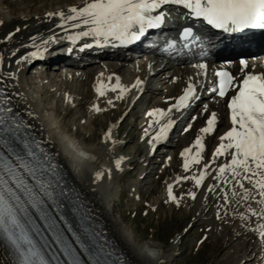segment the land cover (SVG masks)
Returning a JSON list of instances; mask_svg holds the SVG:
<instances>
[{
  "label": "snow or ice",
  "instance_id": "1",
  "mask_svg": "<svg viewBox=\"0 0 264 264\" xmlns=\"http://www.w3.org/2000/svg\"><path fill=\"white\" fill-rule=\"evenodd\" d=\"M167 6H181L187 10L186 15L224 32L264 29V0H85L81 7H70L67 14L61 11L47 15L58 18L61 21L58 27L66 32L80 30L69 35V40L92 37L97 42L118 41L126 45L140 40L147 30L162 26L166 22ZM2 23L0 21V25ZM12 35L14 33L7 39ZM180 38L185 41L195 39L193 29L184 28ZM31 39V46L36 50L17 59V65L29 58H43L46 46L55 42L56 36L41 43H36V37ZM2 64L3 57L0 56ZM241 65L242 70L248 68L244 61ZM192 67L207 77L206 63ZM214 75L218 82L210 92L221 99L229 91L234 92L227 104L230 130L220 136L221 142L212 153L211 162L203 165L198 175L177 177V183L181 179H192L200 188L211 175L217 183L207 185V190L222 193V207L233 202L240 207L246 206L247 215L241 213L240 219L246 222L250 218L256 219L257 223L249 227V231L257 233L264 245V75L245 73L239 82L227 71H217ZM7 78L15 80L17 77L8 73ZM108 79L111 81L112 77ZM3 83L0 72V85ZM133 87L142 88V82L137 80ZM6 88V85L0 87V264H124L119 257L114 258V252L109 249L111 242L103 232L91 225L88 216L81 215L63 182L55 156L45 147L48 141L32 133V125L12 102L15 94L8 93ZM95 91L99 97H104L108 91L118 92L116 99L122 100L129 89L116 77L114 85L101 81ZM195 99H198L197 88L188 83L183 94L166 111L159 108L149 111L146 115L152 120L145 135H149V129L154 125L158 126L149 143L166 140L174 125L170 118L173 110L186 108ZM108 104L112 105L113 101L109 100ZM203 110L207 111V105ZM92 111L99 113L101 108L93 105ZM26 115L33 118L31 112ZM216 125L217 113L211 112L192 146L181 152L185 172L201 164L204 137L213 133ZM111 136L109 130L106 140ZM120 163L116 162L118 169ZM102 176L97 172L96 179L100 180ZM189 195L196 199L195 193ZM167 196L168 202L179 206L172 185L167 187ZM253 203L258 208H253ZM217 219H222L219 211Z\"/></svg>",
  "mask_w": 264,
  "mask_h": 264
},
{
  "label": "bare ground",
  "instance_id": "2",
  "mask_svg": "<svg viewBox=\"0 0 264 264\" xmlns=\"http://www.w3.org/2000/svg\"><path fill=\"white\" fill-rule=\"evenodd\" d=\"M84 2L85 0H43L41 3L38 0H12V1L0 0V21H3L2 25H0V56L3 57V64L0 65V72L3 73V79H4V83L2 84V86L4 87L6 85L7 86L6 91L10 94L12 93L15 94L12 97V102L15 108L20 112L21 116L32 125V131L35 133V135L40 139H44L48 141V144H46V146L52 151V153L60 161V163L63 164L68 175L74 180V182L80 188V190L87 198V200L90 202L92 207L100 215L102 220L109 228L111 234L120 244L126 255L131 260V262L133 264H145V262L143 261L144 257L142 255L143 252L141 253V251H139L141 248L139 247L140 248L139 249L138 247H136L134 244L131 243L130 235L128 231L123 228L122 223L119 222L117 219H115L116 217L114 218L112 213L110 212L112 204L115 205V203H112V199L109 198L110 199L109 200L107 197H105L106 192L103 193L102 192L103 188L102 189L100 188L102 184L105 186V189L108 188L107 187L108 182L115 179L118 176L120 169L122 168L121 163H120V168L118 169L116 167V162L118 160L116 159L117 161H115V163L110 164L106 159L103 158L101 154V148L86 149L87 147L86 148L80 147V145H77V143L74 142L73 140L69 141L70 138L65 134L68 131L62 132L63 130H61L62 122H59L52 116L54 108L49 106L45 107L44 104L42 105L41 96H43L44 93H46V91H51L52 96H55V95H59L58 90H64V95H60L61 98H59V103L60 104L62 103V105L66 104L68 106V107L66 106L67 107L66 112L64 113L66 117H69L72 114L73 110H75V106L73 105V102H75V100L74 99L72 100V97H69L66 94H70L74 92L72 83L75 80L76 75L74 74V72L76 71V69L73 66H67L65 70L61 72H51V71L47 72L45 70H40L39 72L36 73V75L34 76V78H32V80H29L23 77V75L25 74L24 71L27 68V66H29V64H32V62H34L35 60L29 58L27 62H23L20 65H17L16 62H14V64L13 65L11 64V66L5 63L6 58L10 56L12 57L15 56V59H19L27 55L29 52L35 51L36 49L31 46L33 44V41L31 39L32 37L37 38L36 43H41L42 40L47 39L48 36L50 37L51 34L52 36L53 35L56 36L55 41H58L61 38L68 39L67 37L69 35H75L76 32L80 31L79 29L66 32L64 31V29L58 27V24L61 23V21L58 18L48 17L47 14L50 12L57 13L61 11L67 14L68 9L70 7L73 6L81 7L83 6ZM165 12L167 13V18L165 23H168L170 18L173 19V21H175L177 10H175L174 6H167L165 8ZM166 27L169 26L167 25ZM17 28L20 29L19 32L15 31ZM12 33H14V35H12L11 39H7L9 34ZM158 36L159 35L155 36V38L152 39L151 42L155 45L161 46L164 43L162 39L158 38ZM257 39H260L261 42L264 44V36L262 38L258 37ZM137 42L139 44L138 46H143V40H138ZM54 43L55 42L50 43L49 49L47 48L49 45L46 46L47 50L45 52L44 57L38 60H48V58H51L52 60L51 52H53L52 48ZM212 43L213 42H211V44ZM100 45L107 47L109 49H117L119 46H123L118 41L107 42V43L104 41L97 42V40L93 39L92 37H85V38H81L80 41L77 43L69 44V46L67 47V50H69L68 51L69 54L66 51H62V53L63 55L72 56L73 58L69 59L68 60L69 62H71L73 65H77L81 67L85 66L86 67L85 70H87L90 73L94 70V66L91 65L86 66V65L92 58L98 57L94 53H97L96 47ZM13 52H15L16 54L13 55ZM145 60L146 58L143 59L144 63L142 66L144 67V69L146 68L148 69L150 67L149 72L145 74V76L147 77V81H150V83L146 84L144 81H142V88H136L133 87L136 83L135 81H133L134 82L133 86L131 87L130 86L125 87L126 85L123 86L127 89H129V87L131 88L125 94L124 98L122 100L117 99L118 105L122 106L124 110H127L126 117L130 112H131L130 114H133L135 109L138 108L139 106L148 105L150 103L155 102V100H157V102H155L152 105V107L147 106L146 111L143 112V115L139 116L141 118H145V120L142 121L144 123L140 124L142 126V129L144 127H146L147 129L150 120H152V118L148 117L146 114L149 111H152L157 108L166 111L171 105L175 104L176 100L183 94V91L187 87L188 83H193L196 86L198 99L190 101L189 106L186 108L180 109L179 111L173 110L170 118L174 121V125L173 128L169 131L167 139L164 140L163 142H159V143L153 142L150 144L149 140L151 138V135H154L155 132L158 131V126L154 125L152 129H149V135H145L146 138L145 141H143L145 142L144 144L146 146H144L142 143L137 149H135L134 156L136 154L143 155V153L144 154L146 153L142 162L145 161V163H147L148 166L149 164L159 161L158 160V158L160 157L159 152L164 153V151L156 152V148L158 149V146L164 144L165 146L163 147H171L172 144L170 143V141L177 140L178 143L176 144V146H178V152L176 153L173 152L174 154L172 156V159H170L169 164L174 159V157H176L174 164L178 163L179 165L178 166V172L180 173L179 176L181 178L185 177L184 176L185 171L183 170V158L181 157V152L185 148L192 146L196 137L200 135L199 132L200 128L206 126V118L210 115L211 112H216L217 113L216 128L213 133L204 137L205 151L202 154V156L204 157L206 151L210 150L211 151L210 160L207 163V162H203V158H202V162L200 165H194L190 172H186V174H188L187 175L188 177L192 176L193 174L198 175L199 172L202 170L203 165L209 164L211 162L212 153L221 142L219 139L220 136L224 135L228 130H230L231 127L230 110L227 107L228 97L221 99L218 95L209 91L215 85L214 83H211V78L213 76L214 70L210 71L209 69H207V77H205L201 73V70L192 67L193 64L187 66H178L173 70V66L168 61L164 63H159L158 65L155 64L151 67L149 62ZM244 62L247 63V61ZM131 63L132 62L120 63L121 65H116L117 63L114 62L112 65L109 62L106 63L107 64L106 67L104 66L105 63L102 62L101 64H99L100 67L98 66L95 67L99 69L106 68V70L111 69L114 73L121 74L122 68L125 67L133 68ZM257 64L259 68L263 67L264 59L259 61ZM251 68L252 67H248V69ZM106 70L102 71L103 74L99 76L101 81H103L105 84L111 83L114 85L116 77L114 78L112 77V80L109 81L108 78L110 76L104 73ZM8 73H14L17 78L15 80L8 79L7 78ZM53 73L55 74L54 76L52 75ZM197 77L200 78L198 79ZM46 80H52L53 83L49 84L48 81ZM87 81L88 83L84 84ZM54 83H56L57 86ZM163 83L168 84L167 88L169 91V93H167V96L164 98L158 97L160 93L159 91L160 89L158 87ZM98 84L99 83L94 84L92 78L90 80H84L79 89L78 96L89 97L91 94L96 92L95 89L98 86ZM33 85H35L34 86L35 89L37 88L39 89L37 92L34 90V87H32ZM53 86L56 87V89L58 90H53ZM92 86L94 89L92 88ZM202 91H207L208 93H204ZM109 92L111 91H108L104 96L106 97V99L109 98L108 97ZM199 93L201 94L199 95ZM100 99L101 97L97 96V98L89 107V110H92L93 105H98L101 108V112L99 113L94 112L95 113L94 115H101V114L103 115L105 114L106 111H109L110 109V114H111L110 118L114 122V120L117 119V117L120 115L122 107H118V106L110 107L111 106L110 105V106H106L105 108L104 106H102L103 104H101L102 101ZM109 100L111 99L106 100V104H108ZM205 102L207 103V111L206 112L204 110L199 111L200 116L202 115V117L197 118L198 119L197 122L189 129V131L186 132L184 125L188 123L187 120H189L194 114H196V112L201 109L200 107L203 104H205ZM28 112H31L33 114V118H29L26 115ZM222 124L224 125V129H221V131H219L220 126ZM100 126L105 128V126L107 125L106 123L103 122ZM92 129L90 131H92ZM177 133H179V135ZM182 133H185V135L184 134L182 135ZM77 134L80 133L77 132ZM92 138H93V134L85 137V140H92ZM189 138L191 139L189 140ZM162 150H166V148H162ZM193 151H195V149ZM62 152L66 153L67 156L72 157V159H74L77 164H75L73 160L71 161L69 159L71 166L70 165L68 166L67 164L68 158L70 157L68 158H66V156L64 157L63 156L64 153L62 154ZM133 158L134 157H132V159ZM220 159L223 160V158ZM80 163L81 165L83 164L82 167H80L81 166ZM86 163L87 164L89 163L88 165H90V167L92 168V170L90 169L91 172H86V171L84 172V170L81 169L84 167ZM140 163L141 162H138L135 168L139 166ZM174 164L169 166V170L176 169V165ZM213 167L215 166L213 165ZM87 171H89V168ZM97 172L103 174L100 180L96 179ZM147 179L148 176L146 174L145 176H143L142 180L145 181ZM214 183L217 182L211 178V175L205 179L204 185H202L200 188H197L193 181L192 188L190 189L191 190L190 193H195L198 201L203 199L202 200L204 201L203 206L205 208L204 207L202 208L201 210L202 213L205 212L206 208H207V212H211L212 209L213 210L217 209L221 213L222 219H219L217 222L221 224L220 225L221 227L223 225L224 230L219 238L224 239V237H228V239L225 241L224 245L220 248L221 249L220 252L223 254L227 249H230L233 246H235L233 247L234 250L237 251L238 247H236V245L239 244V246H241L240 247L241 251L238 250L240 251V253L237 254L236 251L233 254L231 253L230 256L228 258L226 257L227 259L222 260L220 264H234L237 262L238 264L239 263L264 264V245H262L260 241L257 242L258 235H256L255 232L249 231V227H254L253 226L254 220L251 221L252 218H250L249 221L246 222L239 218L241 213L247 215L246 206L240 207L235 202H233L231 205L227 207H222L223 200L220 198L222 196V193H211L207 190L206 186ZM187 187L188 186H186V188ZM216 204H218V206H216ZM252 207L258 208V205L253 203ZM242 210L244 211L242 212ZM215 213H214V218L216 219L215 216H217V213L216 214ZM229 225L235 228L237 227L239 229H237L236 231H232L224 228ZM157 255L158 257H154L155 261L153 264H170V262L173 260L171 259V257L164 255V253H158Z\"/></svg>",
  "mask_w": 264,
  "mask_h": 264
},
{
  "label": "rangeland",
  "instance_id": "3",
  "mask_svg": "<svg viewBox=\"0 0 264 264\" xmlns=\"http://www.w3.org/2000/svg\"><path fill=\"white\" fill-rule=\"evenodd\" d=\"M38 1L41 3L43 0ZM10 57L6 58L5 62L9 66H11V64L13 65L17 60L15 56ZM142 62L144 63L143 59L132 62L131 65L133 68H122L121 74L114 73L111 69L106 70V68H101L100 70H106L104 73L110 77H119L121 85H126L125 87L133 86V81L136 82L137 80L141 82L144 81L147 84L150 83V81H147L145 74L149 72L150 68H148V70L144 69ZM98 67L100 66L98 65ZM174 69L173 67V70ZM35 70L38 69L32 66V64H29L24 71L25 74L23 73V77L32 80L36 75ZM52 75L54 76L55 74L53 73ZM87 77H89V75ZM197 78L199 79L200 77ZM90 79L91 78L85 77L83 81ZM46 81H48L49 84L53 83L52 80ZM87 83L88 81L84 84ZM54 84L56 85V83ZM54 86L53 90H58ZM130 87L129 90L131 89ZM167 87L168 84L166 83L158 87L160 89L158 97L164 98L167 96V93H169ZM34 90L37 92L39 89H35L34 87ZM58 92L59 95L52 96L51 91H46V93L41 96V102L45 107L49 106L54 108L52 116L59 122H62L61 130H63L62 132L68 131L65 134L70 138L69 141L73 140L77 145H80V147H87L86 149L101 148L103 158L110 164L115 163L117 160L121 162L122 168L118 176L108 182V188L105 189L103 184L100 188H103V193L106 192L105 197L112 199V203H115V205L112 204L110 212L114 218L116 217L115 219L122 223L123 228L128 231L131 243L142 249L139 248L140 250H138L141 251V253L143 252L142 255L145 264H153L155 261L154 257H158V253H164V255L171 257L173 260L170 264H220V262L227 259L231 253H235L236 250L233 248L235 246L227 249L223 254L220 252V248L224 245L228 237H224V239L219 238L224 229L223 225L221 227V224L217 222L219 220L217 216H215L216 219L214 218V213L218 210L212 209L213 211L207 212L206 208L204 213L201 212L204 207L203 199L198 201L196 198L193 200L189 195L193 183L192 179H182L177 183V177H180V173L178 172V163L174 164L176 157H174L169 164L174 154L173 152H178V146H176L178 143L177 140H172L173 142L170 141L172 144L171 147H163L165 146L164 144L158 146L156 152L164 151V153L159 152V161L149 164L148 166L145 161L142 162L146 153H143V155L136 154L134 156L135 149L142 143L146 146L144 144L145 142H143L146 138V127L142 129L140 125L144 123L142 121H144L145 118L139 116L143 115L147 106L152 107L157 100L148 105L139 106L135 109L133 114H130V112V115L128 114L126 117L127 110L119 106L118 100L116 99L118 92H109L108 99H111L113 104L111 106L106 104V100L108 99H106V97H101L102 106L105 108L106 106L122 107L120 115L113 122L110 118V109L103 115H94V111L89 110V107L98 96L96 92L89 97L78 96L74 93H65L67 96L72 97V100H75V102H73L75 110H73L69 117H66L64 114L68 106L59 103V98H61L60 95H64V90H58ZM206 102L200 107L201 109L188 120L189 124L185 129H190L197 122V118L202 117L199 111L204 109V106L207 105ZM193 117H196V119L193 120ZM103 122L107 125L105 128L100 126ZM189 125H191L190 128ZM91 127L94 129V132ZM91 129L92 131H90ZM221 129H224L223 124L220 126L219 131H221ZM109 130H111L112 136L110 140H106V134ZM77 132L80 134H77ZM92 134L94 138H92L93 141L85 140V137ZM177 134L179 135V133ZM183 134L185 135V133H182V135ZM190 139L191 138H189V140ZM162 148H166V150H162ZM63 153L64 152H62V154ZM210 155L211 151L207 150L206 154H204L203 162L208 163ZM63 156H66V158L70 157L67 156L66 153H64ZM132 157L134 158L132 159ZM69 159L77 164L75 160L70 157L68 158V166H71ZM138 162L141 163L135 168ZM88 164L86 163L84 167L81 168L84 172H91L92 168ZM172 164L176 165L175 170H169V166ZM82 166L83 164L80 167ZM88 168L89 171H87ZM146 174L148 179L143 181L142 178ZM187 175L188 174L185 172L184 176L188 177ZM168 185L173 186V194L179 199V206L175 203L168 202ZM186 186L188 187L186 188ZM216 206H218V204H216ZM243 211L244 210H242V212ZM251 221H253V226H255L257 222L256 219L252 218ZM227 227L224 228L232 231L239 229L231 225ZM256 235L258 234L256 233ZM201 241L203 242L201 243ZM259 241L258 239L257 242ZM236 247H238L236 251L238 254L241 251V246L238 244ZM234 264H238V262Z\"/></svg>",
  "mask_w": 264,
  "mask_h": 264
}]
</instances>
